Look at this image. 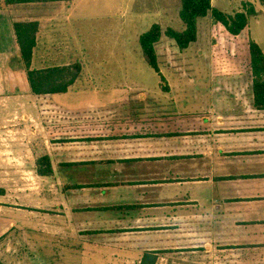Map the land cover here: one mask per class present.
Listing matches in <instances>:
<instances>
[{
	"label": "crops",
	"instance_id": "0c3cea01",
	"mask_svg": "<svg viewBox=\"0 0 264 264\" xmlns=\"http://www.w3.org/2000/svg\"><path fill=\"white\" fill-rule=\"evenodd\" d=\"M236 1L263 11L260 0ZM181 3L0 2V203H8L1 206L2 229L20 227L2 215L9 204L23 205L19 201L32 193L36 176L60 184L68 212L57 228L76 232L82 246L108 247L110 258L122 254L131 261L137 254L140 262L146 251L173 249L195 254L179 257L194 264H264V109L255 105L249 41L260 43L249 28L234 36L205 17L208 35L199 32L198 39L210 46L196 49L197 62H189L208 73L180 82L192 93L184 103L166 72L186 69L168 63L167 56L188 61L191 46L181 51L174 40L161 39L158 53L167 55L161 57L163 81L139 44L156 23L164 30L183 29ZM26 21L39 23L31 69L82 64L66 93L31 91L14 27ZM38 131L47 135L49 146L43 147L49 150L52 137L59 135V144L75 139L70 146H54L51 158L92 164L40 176ZM23 134L27 144L21 143ZM69 183L84 186L65 190ZM11 195L14 202L7 201ZM93 237L109 242L101 245ZM122 239L132 241L117 242ZM121 246L130 250L117 252ZM159 255L157 264H167L169 258Z\"/></svg>",
	"mask_w": 264,
	"mask_h": 264
},
{
	"label": "rangeland",
	"instance_id": "374dc122",
	"mask_svg": "<svg viewBox=\"0 0 264 264\" xmlns=\"http://www.w3.org/2000/svg\"><path fill=\"white\" fill-rule=\"evenodd\" d=\"M140 2V0H139ZM250 3V2H247ZM138 4V3H137ZM151 5V1L148 2ZM217 8L221 10H228L226 12L234 14L238 9L242 6L244 8L245 2L243 4H239L236 0H217L216 2ZM261 5V3L259 2ZM259 5V7H260ZM263 9L262 13H258L256 16H251L249 30L252 33V37L256 39L261 47L264 50V7L261 5ZM257 11V10H256ZM208 19L202 18L199 21V32L200 36L208 35L207 34V25ZM97 26V24H95ZM100 27H103L104 24H100ZM99 39V38H98ZM209 40L203 41L202 39H198L196 43H193L189 50H186L185 55L188 56V61L186 56L183 58H177L178 55L171 54L169 57L165 54V51L160 53V57L167 56V62H177L181 65L182 68H185L184 71L175 72H166V79L168 82H172L174 85L173 94H178V97L183 99L185 103L187 101V97L191 98V92L189 87H184L179 85L181 81H184L190 77L194 78H204L208 73L204 65H199V63L192 64L189 61L197 62V56L195 54L196 49H200L203 47H209ZM162 59V58H161ZM162 59V62L164 61ZM185 62V63H184ZM188 63L186 66L185 64ZM185 65V66H183ZM189 68H191L189 70ZM194 68V71H193ZM168 74V75H167ZM171 74V76H170ZM188 75V77H187ZM184 79H182L181 77ZM158 80V77L155 78V81ZM186 83L184 82V85ZM155 86V84H151ZM179 85V86H178ZM150 96L154 97V94L149 93ZM87 100L82 102V105H85ZM55 128V127H54ZM39 129V128H38ZM56 130V128H55ZM58 130L54 132L56 134ZM36 136V147H37V157H36V167L38 168V161L48 155V152L54 148V146H70L72 141L75 139L68 140L69 142L64 141L59 144L63 140H57L59 135L52 137L51 149H45L43 146H49L48 137L44 134L43 131ZM23 139H21V143L27 144V138L23 134ZM22 146V145H21ZM30 146V145H29ZM54 155V154H53ZM54 156L52 158L53 161ZM54 163V162H53ZM57 161L55 159L54 167L57 168ZM57 170V169H56ZM75 169H72L74 172ZM59 171V170H58ZM58 171L56 172L58 174ZM70 172V171H66ZM29 177H32L31 175ZM58 178V177H57ZM31 180V179H30ZM29 185L30 195L29 199L25 196L23 200L19 201L21 204L19 207H12L11 204L8 205L6 209H4V214L2 215L4 218L9 219L10 222L19 223L20 227L5 229L1 228L0 222V264H139V255H132L130 257L131 261H128V258H125L124 255L116 254L115 258L108 257V247H85L82 246L79 242L76 241L74 234L76 232L63 231L57 228L62 221L61 217L65 216L68 209L65 205H62V199L60 197V184L58 181L52 182H43L38 178L32 179ZM11 194L14 191H10ZM35 193V196L33 195ZM14 194V193H13ZM28 199V201H27ZM8 202H14L13 196L11 195L8 199ZM8 203H0V212L1 206L6 205ZM19 208V209H17ZM3 210V209H2ZM67 211V212H66ZM70 211V210H69ZM69 219L70 216L68 215ZM61 219V220H60ZM1 221V219H0ZM7 222V223H8ZM64 222V221H63ZM69 222V221H68ZM95 242L102 244H106L109 242L107 239L93 237ZM129 239H122L121 241H117L120 243L131 242ZM111 250L113 248H110ZM117 252H124V249L130 250L129 247H116ZM120 250V251H119ZM110 253L113 252L109 251ZM189 255H195L192 253H181L179 250H163L160 253L159 257H167L168 259L165 263L174 264V260L176 262H180V264H194L191 259H180L179 257H187ZM173 257V258H172ZM110 258V259H109ZM190 260V261H189ZM189 262V263H188ZM178 264V263H175Z\"/></svg>",
	"mask_w": 264,
	"mask_h": 264
},
{
	"label": "trees",
	"instance_id": "16d2710c",
	"mask_svg": "<svg viewBox=\"0 0 264 264\" xmlns=\"http://www.w3.org/2000/svg\"><path fill=\"white\" fill-rule=\"evenodd\" d=\"M48 1H69V0H6L7 4H19L29 2ZM264 5V0H260ZM211 15L216 23H221L226 30L234 36L242 34L249 28L251 16H256L257 11L252 3L245 2L242 11L234 14L223 11L213 6L212 0H182L180 18L183 22V29L168 27L165 30L156 23L139 38L142 55L150 67H152L164 81L160 64L162 59L159 56L157 44L166 36L176 43L181 51L188 49L198 40V21ZM15 32L20 46V57L27 70L28 81L31 91L35 95H51L66 93L69 88L80 78L83 66L80 62H75L67 66H58L46 69H31L34 48L37 43L39 23L36 21L16 22ZM251 53V68L253 76V89L255 95V105L259 109H264V51L260 45L254 41H249ZM101 140L104 138H100ZM57 161V168L54 167L52 158L45 155L38 161L37 173L42 177H53L56 169L75 168L82 162H61ZM91 165V162L85 163ZM83 164V165H85ZM84 185L69 183L64 186L65 190L75 191ZM98 233V232H95ZM163 251L144 252L139 264H157L158 254Z\"/></svg>",
	"mask_w": 264,
	"mask_h": 264
},
{
	"label": "built area",
	"instance_id": "2783aa9c",
	"mask_svg": "<svg viewBox=\"0 0 264 264\" xmlns=\"http://www.w3.org/2000/svg\"><path fill=\"white\" fill-rule=\"evenodd\" d=\"M4 1H6V0H0V2H4Z\"/></svg>",
	"mask_w": 264,
	"mask_h": 264
}]
</instances>
